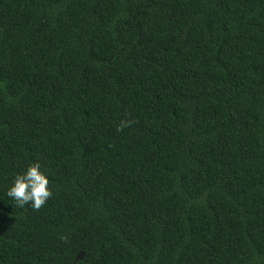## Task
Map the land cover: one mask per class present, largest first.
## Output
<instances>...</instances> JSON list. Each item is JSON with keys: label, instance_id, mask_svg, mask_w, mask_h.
<instances>
[{"label": "trees", "instance_id": "trees-1", "mask_svg": "<svg viewBox=\"0 0 264 264\" xmlns=\"http://www.w3.org/2000/svg\"><path fill=\"white\" fill-rule=\"evenodd\" d=\"M0 264H264V0H0Z\"/></svg>", "mask_w": 264, "mask_h": 264}, {"label": "clouds", "instance_id": "clouds-1", "mask_svg": "<svg viewBox=\"0 0 264 264\" xmlns=\"http://www.w3.org/2000/svg\"><path fill=\"white\" fill-rule=\"evenodd\" d=\"M128 126L122 122L121 129ZM48 175L41 170L39 163H33L17 173L6 191L7 197L14 201L15 206L24 208L26 205L40 209L52 196Z\"/></svg>", "mask_w": 264, "mask_h": 264}]
</instances>
